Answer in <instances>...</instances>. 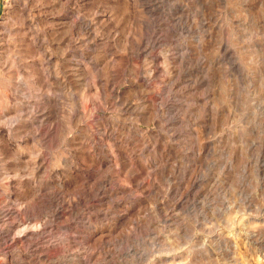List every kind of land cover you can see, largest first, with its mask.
<instances>
[{"label":"rangeland","instance_id":"rangeland-1","mask_svg":"<svg viewBox=\"0 0 264 264\" xmlns=\"http://www.w3.org/2000/svg\"><path fill=\"white\" fill-rule=\"evenodd\" d=\"M6 3L0 108L29 100L54 110L58 128L48 143L33 137L29 112L0 118V207L33 204L39 163L37 180L70 199L91 133L100 158L117 159L100 171L117 192L101 207L111 211L104 226L93 221L104 240L75 250L100 253V264H264V0ZM151 68L152 109L123 114L125 100L145 101L138 84ZM79 102L84 118L72 124ZM116 213H127L117 225ZM78 221L49 235L42 264H71L61 254L83 235ZM30 252L13 244L0 264H41Z\"/></svg>","mask_w":264,"mask_h":264},{"label":"bare ground","instance_id":"bare-ground-1","mask_svg":"<svg viewBox=\"0 0 264 264\" xmlns=\"http://www.w3.org/2000/svg\"><path fill=\"white\" fill-rule=\"evenodd\" d=\"M6 2L7 0H0V26L4 23L3 20L5 18ZM152 38H156L155 31H153L149 37V39ZM97 56L99 57V55ZM66 66L69 65L67 64ZM108 66L109 63H107V67ZM156 73L157 69L151 68L150 75L141 78V85L138 84L140 92L143 94V97H145V101L140 104H135L132 101L123 100V114L136 117L140 114H146L148 110L152 109L153 104L151 103V98L148 95V91L153 87V81L151 77L155 76ZM51 98V96H47L46 104L51 102ZM4 100L5 97H2V101L0 103L2 104ZM108 101L110 102V100ZM17 105L18 106H16V104H12L8 107H5L4 110L3 107H1L0 118L6 117L7 114L12 110H15L17 113L16 115L25 110L31 114L27 122L30 126H32V128L35 129V131H33V137L39 138L40 140L48 143L53 141V138H55V131L58 128L54 119V117H56L54 115V110H34L32 103L29 100H23L21 105ZM111 105H114L113 101H111ZM73 106L74 107H72V110L69 112V117L72 124L83 120L85 114L82 110L83 107L80 102L74 103ZM29 109L32 110L28 111ZM169 110L170 109L167 110L163 108L161 112L167 113ZM102 117L103 119L106 118L105 116ZM115 125L118 128H112V130L115 129L114 132L121 131L120 128H123V125L120 123H116ZM83 131H85L84 133L88 135V132L90 131L89 125L84 126ZM12 133L13 127H10V134ZM117 135L119 138V134ZM109 139L113 141L114 145L117 144L118 139L113 134ZM81 143L86 148L85 151L88 153V156L86 157L90 158V161H88L89 163H87L86 169L77 171V174L73 176V179L75 180V183L78 184V187H76V189L71 192L73 196L70 197V199H65L58 191L50 190L47 186H44V183L40 182V180H37L36 176L39 173V170L42 169V166L40 163H36L37 169L36 167L34 168L32 177L30 179V181L35 180L37 183L36 186L31 187L34 190L33 204H28L25 207H21V209L7 207L9 204L0 207V250L7 252V249L11 248L13 244H25L29 246V250L31 251L28 255L30 259L34 258V260H38V262L41 264L51 261V258L47 254V250L50 245L48 243L49 235H52L56 229L64 227L71 228L73 225L71 223L72 220H79L78 222L81 224L80 231H82L83 235L80 237H73L72 240H69L66 246L62 248V252L64 253L61 254V256L68 260L71 264H85L88 262L92 264H100V253L97 254L95 251H93L90 253L85 252L83 254L74 248H78V245H81L86 241L100 242L104 240V234L101 233L107 232L106 229L93 226V221L96 224L101 222V224L104 226V217H107L111 211L101 207L107 201V197L117 191H114L109 186L112 183L110 180L114 175H106L100 180V171L109 164H117L118 162L113 155H110L108 160L100 158V155L104 153V150L100 147V143L91 136V133L89 134L88 140ZM130 164L131 162L128 161L120 163L122 168L130 166ZM133 168L134 167H130L128 171L131 173V175H135L137 172ZM193 185L194 181L191 180L188 186L192 187ZM172 189L173 186L170 187V191ZM180 200L181 202L183 201L181 198ZM135 206L132 205V207ZM126 210L128 213L129 209L127 208ZM127 213L115 214L113 219L115 220L116 225L125 219ZM111 225V222L108 224L106 223V226ZM110 229L111 227L108 228V233L109 235H112L113 230ZM59 260L62 261L61 259ZM23 262L24 261L21 260V263Z\"/></svg>","mask_w":264,"mask_h":264}]
</instances>
